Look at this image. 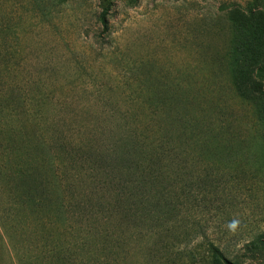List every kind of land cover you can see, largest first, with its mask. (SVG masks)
Segmentation results:
<instances>
[{
	"label": "rangeland",
	"instance_id": "obj_1",
	"mask_svg": "<svg viewBox=\"0 0 264 264\" xmlns=\"http://www.w3.org/2000/svg\"><path fill=\"white\" fill-rule=\"evenodd\" d=\"M251 12L264 0H0V264H212L211 242L264 264L236 256L264 230V169L241 154L263 145L264 40L243 70L233 49Z\"/></svg>",
	"mask_w": 264,
	"mask_h": 264
},
{
	"label": "trees",
	"instance_id": "obj_2",
	"mask_svg": "<svg viewBox=\"0 0 264 264\" xmlns=\"http://www.w3.org/2000/svg\"><path fill=\"white\" fill-rule=\"evenodd\" d=\"M108 9L104 10L101 15V22L105 30L108 29V19H107ZM262 12L253 13L251 12V20L255 21L256 15ZM261 21L258 23V28L256 24H252L247 29V34L243 36L242 28L243 23H239V36H236L233 41V49L240 54L242 62V70L244 66H248L253 62L252 53L256 48L261 46V41L264 39L261 38L260 34L257 35V29H262L264 32V16L260 14ZM243 24V25H242ZM264 34V33H263ZM258 42V43H257ZM258 79L251 80L249 83V93H252V96H248L250 104L253 106L255 122L258 127L259 136L262 140V148L258 149V146L254 141L246 144L242 149V156L249 162L259 160L264 169V59L258 64L257 68L254 70ZM259 80V81H258ZM19 179L22 183V187L26 190H31L36 186V177L28 172L27 169L19 170L18 172ZM264 175V170H263ZM211 256L212 264H241L239 258L231 259L227 257L224 250L221 249L220 245L211 242ZM244 252L237 253L236 256H246L247 254L252 256L253 260H259L260 258L264 259V230L261 234L256 236V238L250 240L244 245Z\"/></svg>",
	"mask_w": 264,
	"mask_h": 264
}]
</instances>
